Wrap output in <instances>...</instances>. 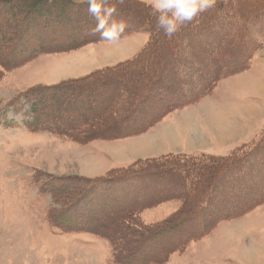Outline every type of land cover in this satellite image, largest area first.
Masks as SVG:
<instances>
[{"label": "rangeland", "instance_id": "rangeland-1", "mask_svg": "<svg viewBox=\"0 0 264 264\" xmlns=\"http://www.w3.org/2000/svg\"><path fill=\"white\" fill-rule=\"evenodd\" d=\"M55 1L0 0V57L14 63L0 66V264H264L262 0H217L172 38L150 0H125L113 14L127 23L119 46L88 31L87 4ZM192 61L199 71L182 72ZM223 61L229 74L209 92ZM25 104L33 118L18 123ZM36 115L54 122L37 129ZM168 130L179 131L171 143ZM224 155L241 167L200 169ZM182 220L184 230L146 231ZM149 234L154 246L141 245Z\"/></svg>", "mask_w": 264, "mask_h": 264}, {"label": "clouds", "instance_id": "clouds-1", "mask_svg": "<svg viewBox=\"0 0 264 264\" xmlns=\"http://www.w3.org/2000/svg\"><path fill=\"white\" fill-rule=\"evenodd\" d=\"M77 4L88 5V13L97 21L91 31L99 33L98 41L119 46L124 37L127 23L123 19H115L117 5H123L125 0H115L112 6H106L109 0H74ZM217 0H150L151 14L156 17L155 27L162 31L165 37L172 38L197 16L212 8ZM20 119L18 123L33 118L31 105L25 104L20 113H15Z\"/></svg>", "mask_w": 264, "mask_h": 264}, {"label": "trees", "instance_id": "trees-1", "mask_svg": "<svg viewBox=\"0 0 264 264\" xmlns=\"http://www.w3.org/2000/svg\"><path fill=\"white\" fill-rule=\"evenodd\" d=\"M50 1H52V0H48V2H50ZM57 1H59V0H57ZM245 1H247V0H245ZM247 2H250V0L249 1H247ZM114 3V2H113ZM146 3V2H145ZM261 3V2H260ZM262 3L264 4V0H262ZM84 4H86V3H84ZM83 4V5H84ZM257 4V3H256ZM79 5H82V4H79ZM254 5V4H253ZM109 6H112V4H110ZM148 6V5H147ZM144 9V8H143ZM145 11V10H144ZM148 12H149V10H148ZM150 13V12H149ZM207 13V12H206ZM210 13V12H209ZM209 13H207V14H209ZM205 14V12L204 13H202V14H200L199 16H202V15H204ZM211 15H212V12H211ZM152 14L150 13V15H149V18H152ZM198 17V16H197ZM225 17H228V15L227 16H225ZM148 18V17H147ZM154 18L156 19V17L154 16ZM196 20V19H195ZM211 20H214L213 18H211ZM147 21H149L150 22V20L149 19H147ZM217 21V20H216ZM220 21V20H219ZM152 25H153V21L152 22H150ZM88 31H90V30H88ZM130 32H132V31H130ZM129 32V33H130ZM87 41H90V40H87ZM87 41H85V42H87ZM240 48V47H239ZM240 49H242V51H236V54L234 55V56H237V57H239L240 55L241 56H244L245 54H246V52L244 51V48L243 47H241ZM240 49H237V50H240ZM1 55V54H0ZM216 54H214V56H215ZM135 58H137V57H135ZM214 58H217V56H215ZM223 58H225V55L224 56H222L221 58H218V59H222L223 60ZM246 58V57H245ZM245 58H241L240 59V57L238 58V59H240L239 61H236V62H238L239 63V65H237L236 67H238V68H240V66H244V67H246V59ZM133 60L134 59H132V60H129L130 62H133ZM244 60V61H243ZM219 61V60H218ZM218 61H217V59H212V62L211 63H215V64H218ZM12 64H14V63H11V62H7V61H2V59H1V57H0V66L1 67H3V68H8V67H10V66H12ZM226 64H228L227 62H225V61H223L222 63H220V65H216V69L217 70H214L213 71V74H212V76L210 75V72L208 73V76H206V79H207V81H206V79H205V83H206V85H207V88H208V91L209 92H211V89L213 88V86L214 85H216V82H217V80H219V78H224L226 75H228L229 74V66L228 67H226ZM194 64H193V61L192 62H189V64L187 65V67H185V66H183V65H181L180 66V69L182 70V72L184 71H186V72H188V74H190V75H194V74H196V72H198L199 71V68L198 69H196V67H194V68H192V66H193ZM196 65H198V64H196ZM220 66V67H219ZM189 67V68H188ZM187 68V69H186ZM196 69V70H195ZM198 76V75H197ZM196 78V75L193 77V79L194 80H196L195 79ZM94 91V90H93ZM91 92V91H90ZM89 92V93H90ZM32 99V98H31ZM60 110H62V109H60ZM60 112V111H59ZM36 117V122H35V125H36V128L37 129H42V127H43V125L46 123V121L47 120H51V123L53 124V122H54V119L52 118V119H50V117L48 116V115H45V116H43V122L42 121H40L41 120V118L38 116V115H36L35 116ZM55 118H58L57 116H54ZM38 118H39V120H38ZM50 123V124H51ZM65 124V122H63V125ZM68 127H69V129L71 128L72 129V127H73V125H70V123L68 124H66ZM77 127V125L76 126H74V128H76ZM46 130H48V129H46ZM91 132V131H90ZM234 156H236V155H233V156H229V155H224V156H222V157H218V156H211L210 157V159L209 158H207V160H210V162L211 163H208L207 162V166H204V165H202V166H200V169L201 168H211V171H217V172H222V171H230V170H234L235 168L236 169H238L239 167H241L240 166V160H239V158H234ZM190 157V156H189ZM194 158H195V156H193ZM236 157H238V156H236ZM196 161V160H195ZM194 160H192V162L190 163L189 161H185V162H182V164H175V166L177 165L178 167H182V170H184V171H188V169L190 168L191 170L193 169L192 167H198L197 165H195V166H192L191 164L192 163H194L195 162ZM212 161H214V163L212 164ZM236 161H238V165H239V167L237 168V167H231L232 166V164L233 163H236ZM212 164V167H210V165ZM217 164V165H216ZM237 164V163H236ZM216 165V166H215ZM213 166H215L216 167V169H214L213 168ZM137 169V167L136 168H134V169H131V170H136ZM155 170V169H154ZM198 170V169H197ZM186 171V172H187ZM216 174V173H215ZM214 174V175H215ZM110 180V183H112V180L111 179H109ZM107 181H108V179H107ZM104 183H105V181H104ZM190 184L191 183H187V188H189L190 187ZM192 185V184H191ZM199 187V186H198ZM200 188V187H199ZM191 190L193 191V190H196L195 189V186L194 185H192L191 186ZM200 190V189H199ZM251 201V199L248 201V202H250ZM144 204H148V203H144ZM129 206V207H128ZM136 206H138V205H127V206H125V207H127L128 209V211L129 210H131V208H135ZM143 206H145V205H141V206H139L140 207V209L142 208H144ZM253 206L251 205L250 206V208H252ZM173 218V216H171V219ZM189 219V218H188ZM66 224H69L68 222V220L67 219H65L64 218V220H63ZM71 222V221H70ZM180 223H176V221L175 222H170V225H168V221H166L165 222V224L164 225H160V227L159 228H153V226H150L148 229H146V231H149V232H151V234L152 233H157V232H159L160 231V233H159V235L158 236H161V235H166L167 233H173V230H175L176 228L178 229V228H181L182 230H184L183 228H182V225L183 224H185V226L187 227V224H188V221H183L182 220V222L181 221H179ZM72 223V222H71ZM187 223V224H186ZM166 224L168 225V226H166ZM70 225H75V223L73 224H70ZM91 230H89V232H91V233H94V234H97V233H99V232H97L96 231V227L94 228V226L92 227V225H91ZM137 228H138V230H140V228H141V226L140 225H138L137 226ZM98 229V228H97ZM159 230V231H157V230ZM193 230V229H192ZM155 231V232H154ZM187 231H191V230H187ZM178 232H180V231H178ZM182 232V231H181ZM151 234H149V236H142L141 237V245L143 244V242H144V245H146V246H148V247H151V246H154L152 243H154V241H153V239L154 238H150V236H151ZM184 234V233H183ZM188 235V234H187ZM182 238H183V236H182V234L181 235H178L177 236V238H176V242L175 243H178V242H180V240H182ZM151 239V240H150ZM123 240H125V238L123 239ZM150 244H149V243ZM129 242H127V244H128ZM139 243V242H138ZM175 243H169V244H167L166 245V247H162L160 250H158V251H156L155 253H153L154 255L153 256H155L154 258H152L153 260H155L156 262H157V260L156 259H158V260H164V258L166 257V255H168L170 252H172L173 250H175L173 247H174V245H175ZM118 244H120V249H125L126 247L124 246V244H122V243H120V242H118ZM128 246V245H127ZM166 253H168V254H166ZM152 255V254H151ZM146 255H145V257L143 258V260L145 259L146 260ZM150 260V261H149ZM148 261V262H147ZM151 258H149V259H147L146 260V264H148L149 262L151 263ZM153 263H155V262H153Z\"/></svg>", "mask_w": 264, "mask_h": 264}, {"label": "bare ground", "instance_id": "bare-ground-1", "mask_svg": "<svg viewBox=\"0 0 264 264\" xmlns=\"http://www.w3.org/2000/svg\"><path fill=\"white\" fill-rule=\"evenodd\" d=\"M23 1V0H22ZM59 1H67V0H59ZM55 2H57V0L55 1ZM84 6H86V4H84ZM119 6V5H118ZM126 6V5H125ZM12 22V21H11ZM17 25V24H16ZM89 26V24H87V27ZM39 28V27H38ZM89 28V27H88ZM92 28V27H91ZM91 31V30H90ZM89 31V32H90ZM46 32V31H45ZM220 33V32H219ZM6 34V33H5ZM57 34V33H56ZM46 35V34H45ZM41 36V35H40ZM47 36V35H46ZM22 38V37H21ZM3 39V38H2ZM20 39V38H19ZM39 39V38H38ZM22 40V39H21ZM17 41V40H16ZM72 41V40H71ZM85 42V41H84ZM88 42V41H87ZM16 43V42H15ZM42 43V42H41ZM40 43V44H41ZM86 43V42H85ZM42 45V44H41ZM44 45V44H43ZM56 45L57 44H54V45H52V47H56ZM59 45V44H58ZM58 47V46H57ZM60 47V46H59ZM13 48V47H12ZM28 48V47H27ZM26 48V49H27ZM32 50V49H31ZM229 50V49H228ZM242 50V49H241ZM27 51V50H26ZM24 52V51H23ZM27 53H29L28 51H27ZM11 54V53H10ZM19 56H21V55H19ZM23 56V55H22ZM16 58H18V57H16ZM21 59V58H20ZM82 62H76V64L75 65H78V64H81ZM19 64V63H18ZM84 65V64H83ZM55 69V67L54 68H52V70H54ZM55 73H57V72H55ZM135 84V83H134ZM140 85V84H139ZM134 86V85H133ZM102 87V86H101ZM258 88H260V86H257V89ZM24 93V92H23ZM22 93V94H23ZM91 93V92H90ZM108 93V92H107ZM130 93H132V92H130ZM20 96V95H19ZM18 96V97H19ZM34 96V95H33ZM41 96V95H40ZM88 97V96H87ZM44 98V97H43ZM46 98V97H45ZM44 98V99H45ZM66 98V97H65ZM43 99V100H44ZM45 100H47V98L45 99ZM54 100V99H53ZM48 102V101H47ZM58 102V101H57ZM60 102V101H59ZM41 103V102H40ZM62 103V102H61ZM108 103V102H107ZM55 104V103H54ZM53 104V105H54ZM45 105V104H44ZM50 105V104H49ZM47 106H48V104H47ZM91 106V105H90ZM39 107V106H38ZM42 107H44V106H42ZM46 107V106H45ZM67 107V106H66ZM74 107V106H73ZM96 107H97V105H96ZM80 108V107H79ZM50 109V108H49ZM76 109V108H75ZM73 110V109H72ZM72 110H70V111H72ZM86 110H88V109H86ZM91 110V109H90ZM103 110V109H102ZM52 112V111H51ZM58 112V111H57ZM58 114V113H57ZM80 115V114H79ZM85 115V114H84ZM58 116V115H57ZM60 116V115H59ZM82 117V116H81ZM60 118L61 117H59V122H61V123H63L64 122V120L65 119H63V120H60ZM80 118V117H79ZM78 118V119H79ZM192 118H187L186 119V128L188 127V125H190V123H189V121L191 120ZM63 121V122H62ZM221 127H223V128H226L227 126H226V124L224 125V124H222L221 125ZM192 129V128H191ZM191 129H187L186 131H191ZM216 130H218V129H216ZM177 131L178 130H168L167 132H166V134H167V136H168V140H169V143H171V142H173L175 139H176V137L178 136V133H177ZM179 132V131H178ZM219 133H221L220 131H219ZM93 134H95V133H93ZM98 134V133H97ZM101 135V134H100ZM220 137H222L221 135H220ZM148 139V141L150 140L149 138H147ZM143 149H145V148H142V147H138V148H135V146H134V149H130V151H129V153L131 154V155H135V153H140L141 151ZM137 150H141L140 152H138ZM120 153H118V152H116V155L119 157L120 155H119ZM113 156V155H112ZM116 156V157H117ZM160 171V170H159ZM176 175V174H175ZM250 178V177H249ZM174 180V179H173ZM146 189V188H145ZM105 195V194H104ZM144 199V198H143ZM143 199L141 198V201H143ZM146 199V198H145ZM113 203V202H112ZM107 206V205H106ZM117 206V205H116ZM110 211V210H109ZM219 211V210H218ZM100 216V215H99ZM102 218V217H101ZM88 220V219H87ZM90 220V219H89ZM94 220H96V218L94 219ZM103 219H100V221L99 222H101ZM98 221V220H97ZM89 222V221H88ZM103 222H104V220H103ZM90 225H92V223H89ZM94 225H95V223H94ZM93 227V226H92ZM157 238V237H156ZM149 243V242H148ZM150 244V243H149ZM153 244V243H152ZM159 245V244H158ZM141 246V245H140ZM153 249V248H152ZM161 249V248H160ZM150 251V250H149ZM152 251V250H151Z\"/></svg>", "mask_w": 264, "mask_h": 264}, {"label": "crops", "instance_id": "crops-1", "mask_svg": "<svg viewBox=\"0 0 264 264\" xmlns=\"http://www.w3.org/2000/svg\"><path fill=\"white\" fill-rule=\"evenodd\" d=\"M83 64H84V61L80 65H83ZM232 257H234V256H232Z\"/></svg>", "mask_w": 264, "mask_h": 264}]
</instances>
